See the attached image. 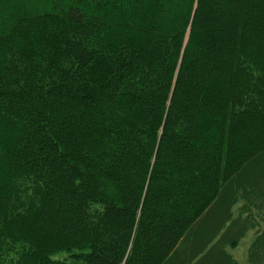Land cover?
Here are the masks:
<instances>
[{
  "label": "trees",
  "instance_id": "1",
  "mask_svg": "<svg viewBox=\"0 0 264 264\" xmlns=\"http://www.w3.org/2000/svg\"><path fill=\"white\" fill-rule=\"evenodd\" d=\"M264 264V0H0V264Z\"/></svg>",
  "mask_w": 264,
  "mask_h": 264
},
{
  "label": "crops",
  "instance_id": "2",
  "mask_svg": "<svg viewBox=\"0 0 264 264\" xmlns=\"http://www.w3.org/2000/svg\"><path fill=\"white\" fill-rule=\"evenodd\" d=\"M246 238V237H245ZM244 238V239H245ZM243 239V240H244ZM242 240V241H243ZM253 240H254V238L252 237V239L249 241V243H248V246L246 247V251L244 252V255L243 256H238L237 254H236V251H234V250H232V249H230L229 250V252L233 255V257H234V259H235V261H236V264H251L250 262H249V258H248V252H249V249H250V247H251V245H252V243H253ZM241 241V242H242ZM233 249H235V248H233Z\"/></svg>",
  "mask_w": 264,
  "mask_h": 264
},
{
  "label": "rangeland",
  "instance_id": "3",
  "mask_svg": "<svg viewBox=\"0 0 264 264\" xmlns=\"http://www.w3.org/2000/svg\"><path fill=\"white\" fill-rule=\"evenodd\" d=\"M252 237L254 238V232H250L246 238L237 246L234 247L235 249H232L234 251H236V254L240 257L244 255V252L246 251V247L248 246L249 241L252 239Z\"/></svg>",
  "mask_w": 264,
  "mask_h": 264
}]
</instances>
